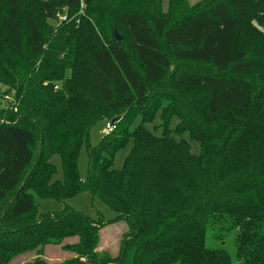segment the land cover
<instances>
[{
    "label": "trees",
    "instance_id": "obj_1",
    "mask_svg": "<svg viewBox=\"0 0 264 264\" xmlns=\"http://www.w3.org/2000/svg\"><path fill=\"white\" fill-rule=\"evenodd\" d=\"M29 1L0 0V85L15 97V113L0 112V209L7 202L0 264L51 245L73 254L61 264H264V0H204L171 24L158 11H123L119 42L108 17L109 35L84 33L86 0H43L41 18L26 11ZM62 9L66 20L55 32L45 21ZM91 16L96 20L95 11ZM76 21L82 25H71ZM81 35L91 37L89 58L79 48ZM171 83L206 91L204 123L184 129L200 145L198 156L138 128L122 135ZM116 117L112 133L87 147L81 183V146L95 125ZM129 142L122 168L113 169ZM83 193L113 218L93 222L69 208L36 217L35 198ZM118 223L126 227L118 255L98 252L100 231ZM70 239L76 241L64 243Z\"/></svg>",
    "mask_w": 264,
    "mask_h": 264
},
{
    "label": "rangeland",
    "instance_id": "obj_2",
    "mask_svg": "<svg viewBox=\"0 0 264 264\" xmlns=\"http://www.w3.org/2000/svg\"><path fill=\"white\" fill-rule=\"evenodd\" d=\"M43 0H31L28 2L26 11L31 12L36 17H42V2ZM169 0H159L158 3L155 4L154 0H86L82 3V11L80 13V17L86 21L89 25L85 28L84 33L92 32L98 40L103 35H109L108 31V20L106 17L111 18V21L114 23L113 31L116 30L119 36L125 39V34L120 27V24L117 22V15L123 11H137L145 16H151L155 14V11H158L157 16L165 17L169 24L173 23L177 19H179L182 15L193 10L197 7V4H202L204 0H186L187 8L180 9L182 7V3L178 0H174L173 5L169 7ZM195 7H191L194 6ZM159 6V8H158ZM199 6V5H198ZM184 7V6H183ZM190 7V8H189ZM156 8V9H155ZM158 8V9H157ZM95 11L96 20H94L91 16V13ZM65 9L58 11L60 17H55L52 20H46L45 23L51 26L55 32L58 31L59 27L63 23L61 17H64ZM79 17V18H80ZM83 25L84 22L82 21ZM168 24V25H169ZM71 25L80 26V21H76ZM66 29V28H64ZM99 34L101 36H99ZM84 35V34H82ZM81 35V46L79 45L80 50L83 49L82 54L86 55L87 58L90 56V51L92 49V41L91 37L87 39ZM44 40L47 45H50L51 38L48 36H44ZM124 47L129 51L132 58H134V54L130 47L129 42L124 41ZM177 70H188L192 71L201 70L197 72H208L203 71L207 68L200 64H177ZM68 75H70L68 73ZM54 91H57L56 88L59 87V84H55ZM164 93H171L167 96L163 95ZM159 102L157 101L146 109L142 113H138V118L132 122L129 126L125 125V130H123L122 135L128 136L131 131L136 130L137 128L141 131H148L150 134L157 138H165L172 139L174 142H182L184 145H187L190 149V153L192 155L198 156L200 152V145L193 140L191 134L184 132L185 126L187 124L193 123L195 127L199 122L204 123L203 112L199 105H201V98H203L206 94L205 90L202 89H192V88H184V87H174L171 84L167 86V88L159 90ZM15 97L13 92H8L7 89L0 85V112L3 111V115L5 116V112L13 111L12 110ZM32 104L30 103V106ZM146 123L141 120V117ZM1 118V117H0ZM119 118V117H116ZM120 118L118 119V121ZM117 121V122H118ZM107 125V124H106ZM212 125L210 122L207 123V126ZM182 130L183 132H179ZM105 124H97L95 125L88 134V138L86 143H84L79 152L77 158V172L78 177L81 183H85L88 175V158H87V147L91 146H99L103 137L105 136ZM164 135V136H163ZM131 148V142L124 148L123 150L116 153L113 162V169L120 170L123 165V161ZM50 163L56 169V175L54 177L55 181H60L62 178L61 175V162L60 158L57 155H54L50 158ZM7 205V202L2 204V208L0 209V221H3L5 216L4 207ZM35 206V214L36 217H44L49 214H59L64 208H69L80 215H84L89 217L93 222H108L110 221L114 214L111 210L101 204L97 199H93L90 194L83 193L78 194L74 197L68 198L64 201L54 200V199H34ZM34 213L32 214V217ZM37 221V219H36ZM35 220H31L29 225L30 230L35 232L38 223ZM126 231V227L122 223H118L113 226L105 227L100 231L99 234V244L97 251L104 252L109 254L111 257H116L120 251L121 242L123 239V234ZM6 235H12L6 234ZM76 240L70 239L65 241L64 243H74ZM73 257V254L67 252L61 248V246H47L45 247L41 253H27L16 257L15 259H9L5 264H32L35 260L42 261L45 264H61L67 259Z\"/></svg>",
    "mask_w": 264,
    "mask_h": 264
},
{
    "label": "built area",
    "instance_id": "obj_3",
    "mask_svg": "<svg viewBox=\"0 0 264 264\" xmlns=\"http://www.w3.org/2000/svg\"><path fill=\"white\" fill-rule=\"evenodd\" d=\"M56 17H60V15L57 14ZM61 20L65 21L66 20V16L61 17ZM113 129H114V126H111L109 123H107V125L105 126V134L104 135L105 136L109 135L110 133H112Z\"/></svg>",
    "mask_w": 264,
    "mask_h": 264
},
{
    "label": "water",
    "instance_id": "obj_4",
    "mask_svg": "<svg viewBox=\"0 0 264 264\" xmlns=\"http://www.w3.org/2000/svg\"><path fill=\"white\" fill-rule=\"evenodd\" d=\"M113 36H114L115 40L118 41V42L122 40V37L119 36L118 33L115 30L113 31ZM118 119L119 118H115V119L111 120L109 124L111 126H114L116 124V122L118 121Z\"/></svg>",
    "mask_w": 264,
    "mask_h": 264
}]
</instances>
